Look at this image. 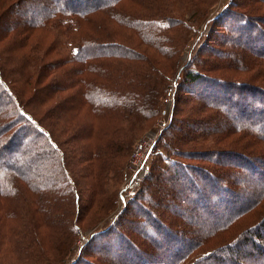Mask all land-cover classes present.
Instances as JSON below:
<instances>
[{"label":"trees","instance_id":"obj_1","mask_svg":"<svg viewBox=\"0 0 264 264\" xmlns=\"http://www.w3.org/2000/svg\"><path fill=\"white\" fill-rule=\"evenodd\" d=\"M122 1L0 0V6H8L4 11L17 12V19L11 21V29L22 33L41 32V38L44 34L52 35L49 46L42 47L39 37L38 43L30 46L33 53L24 54L23 58L14 57L29 68H22L20 73L25 82L22 93L11 86L18 79L10 77V69L5 68V62H0V95L5 98L3 102H9L1 104L0 139L9 133L13 134L9 135V140H0V204L4 214L2 218L5 220L3 229L0 228V264H27L37 258L31 246L20 245L22 242L17 237L20 235L19 229L16 230L12 220L22 221L27 218L31 224L39 220L41 225L45 220L50 221L53 216L48 213L49 204L43 197V186L35 185V181L23 173L28 168V163L21 168L18 159L14 157L22 145V140L18 141L19 134L26 133L31 128L46 141L55 154L57 171H60L57 173L60 177H56L57 181L53 183V193L58 191L59 195L65 194L64 197L60 195L64 199H72L77 214H80V197L78 191H75L78 184L74 179L76 172H71L68 165L76 163L82 167L85 162L98 160L102 162L101 166L104 165L100 168L103 176V169L109 168L111 173L110 166H107L109 156L114 159L121 156V153L127 155L131 152V145H125L122 149L115 145L119 138L108 144L99 143L97 126L107 125V130L111 128L107 124L110 121H148L161 114L160 105L158 101H154L153 95L158 91L157 86L151 85L154 79L157 81L154 76L155 68L151 69L149 75H144L132 71L133 68L128 65L114 61L122 57L130 59L138 52L121 45L118 40L110 41L109 39H113L110 30L113 31L111 25L125 27L151 46L159 49L164 45V49L170 51L167 46L175 41L173 35H170L173 25L167 16L152 19L130 13L121 4ZM254 2L258 6L264 0H253L249 4ZM244 4L229 0L213 19L202 17V20L206 17V22L211 26L210 35H207L209 40L213 36V29L225 17L229 19L231 16L230 20L234 22L233 26L226 27L234 33L233 41L225 38L226 45L219 49L210 50L208 45L209 55L206 61L212 64L203 63L197 57L200 52H193L194 46L178 73L169 78V85L160 84L161 90H171V95L175 89L174 105L170 109L171 122L154 147V163L142 178L131 181V193L125 195L123 201L124 209H117L118 203L116 204V216L104 229L89 233L76 258L65 263V260L56 257L46 264H264V154L256 150L259 147L255 143L242 144L250 146V149L244 146V149L216 150L214 155L202 150L205 148L203 140H209L210 137L218 136L216 143L228 145L233 142L228 139L237 134L250 136L254 141H264V87L252 81L251 77L238 80L232 76L235 71H243L245 66L231 63L234 58L237 61L241 58L240 52L232 49L231 42L244 47L246 53L255 57L252 69L264 65V15L257 14L261 10L257 11L255 6ZM105 24L111 26V34L106 35L107 42H103L100 34ZM135 29L139 31L136 33ZM0 36L5 38L4 34ZM43 39H47V36ZM22 47L24 49L25 46ZM55 53L63 55L61 60H53L56 68L59 65L61 73H57L52 63L49 64L54 69L48 71L50 66L44 61ZM214 58L217 62L210 61L215 60ZM39 64H42L41 67L32 74L30 68H36ZM246 71H250V67ZM216 72L219 74H213ZM254 77L262 78L257 71L254 72ZM26 89L29 90L28 93L24 92ZM182 91L197 94V98L200 95L198 99L204 100L200 105L208 108L212 116L204 115L200 119L188 116L182 123L187 129L180 127L172 137L167 131L174 129L176 116L180 114L177 108L182 102ZM29 94L31 95L28 96ZM54 100L55 104L60 103L61 111L54 110ZM40 105H43L45 112L52 113L53 119L62 111L70 113L69 110H72L78 116V121L82 120L79 127L70 129L68 141H65L70 144L73 142L76 146L67 155L69 157L65 156L67 152L53 136L48 124L51 119L40 117ZM19 124L24 125L20 127ZM112 135L114 138L118 136V132L113 130ZM25 138L27 140L29 135ZM89 143L92 149L89 148ZM98 144L104 146L105 154L101 152L99 155ZM159 145L164 148L163 151L158 150ZM196 146L201 147L200 151H193ZM254 146L256 147L252 148ZM253 149L256 153L251 152ZM9 158L12 160L1 162L2 159ZM117 169L123 173V167ZM95 170L90 169V177L95 180L94 188L98 189L97 181H100V177H97L99 171ZM171 170L174 173L168 177L166 174ZM240 174L248 175L245 182L254 185V193L247 195L237 191ZM48 175H52V172L45 177ZM169 180L168 188L164 189V183ZM184 187L187 192L181 194ZM149 188L154 195L159 192L172 199L181 195L192 197L191 202L196 207L188 213L176 207L180 213L179 218H184L187 213L194 219L193 226L181 229L178 224L175 225L174 220L171 221L170 216L158 213L164 204L162 197L152 193L146 196L144 192ZM66 190L70 196L66 195ZM98 191L101 194L104 192ZM25 194L30 195V202ZM48 194L50 195V191ZM14 204H21V207L18 209V205ZM127 214L132 218L121 222ZM102 221L98 220L99 223ZM65 224L70 232L69 239L75 241L76 236L82 233L81 228L69 220ZM94 225L90 230L94 229ZM29 237L27 234L26 238ZM94 244L99 245L94 249L93 254L96 256L91 253ZM68 247L62 249L66 252L69 250L67 255L72 251L71 243ZM7 253L11 255V260L5 259Z\"/></svg>","mask_w":264,"mask_h":264},{"label":"rangeland","instance_id":"obj_2","mask_svg":"<svg viewBox=\"0 0 264 264\" xmlns=\"http://www.w3.org/2000/svg\"><path fill=\"white\" fill-rule=\"evenodd\" d=\"M228 1L229 0H123L121 4L125 6V9L128 12L135 13L138 16L143 15L152 19H158V17L162 16L169 17L168 20L173 25L170 35H173V37L175 38V41L172 42L170 46H167L170 51H166V49H164V45H162L159 49L151 46L150 44L142 40L140 37H138L134 33V31H131L130 29H127L125 27L111 25L113 28L112 31L110 30V24H105L103 26L102 30L100 31L101 39H104L103 42L108 41L106 39V35L107 33L111 34L112 32L113 36L111 38L113 39H109L110 41L113 42L118 40L122 43L121 45L134 49L138 52V54H133L134 57L130 59L122 57L114 61L119 62L121 65H128L130 66V68H133L132 71L141 72L144 75H149L150 72H152L151 69L155 68L154 70H156V74L154 76L157 81L154 79L151 85L157 86L158 91L153 93V95L154 101H158V104L160 105L161 114L154 116L153 118H151V120L148 121H144L143 119H130L126 123H124L123 121H110L107 124H109V127L111 128H108L107 130H105V126L107 125L97 126V132L100 136L97 139L99 143L105 142L106 144H108L111 141H114V139L119 138L120 140H117L118 143L116 142L117 144L115 145L119 146L120 149L125 148V145H131V152H128L127 155H125V153H121V156H116L114 159H111V156H109V164H107V166H110L111 173L109 168L103 169V173H105V175L103 174L104 177L100 173V168H103L104 165L101 166L102 162H99L98 160H94L93 162L91 161L90 163L85 162L83 163V165H81L82 167H80L76 163H74V165H68L71 172H76V178H73L76 179V181L78 182V184H76L75 191H78V195L80 197V200L78 201L80 207V214H77V211L75 210L76 205L74 206L72 199H64L63 197L65 196V194H60L63 196L61 197L59 195L60 192L58 191L53 193L55 191L53 183L57 181L56 177H60L59 175H57V173H60V171H57L58 167L55 163V154L54 152H52L51 148L48 146L46 141L40 136H38L31 128L26 130V133L19 134V137L17 136L19 142L22 140V145L20 148L17 149V155H15L14 157L18 159L17 162L18 164H20L19 166L21 168H24V164L28 163V168H25V171L23 173L27 175L31 180H34L35 185L40 187L43 186V197L46 199V201H48L49 204H47L48 213H50V215L55 216V218L51 216L52 219L50 221L45 220V223L41 225L39 224V220L33 221L36 222L35 224H31V222L27 218H24L22 221L19 219L17 221L12 220L14 226H16V230L19 229L18 233H20V235L17 237L20 238L22 242V244L20 245L24 247L31 246V249H33L34 251L33 254L37 255V258L30 260L27 264H46L51 259L56 257L59 260H65V263L70 262L79 255V249L86 241L87 236H89V233L102 230L110 224L111 220L116 216L118 212L115 209L117 203V209H124L123 201H125V195L131 193V186L129 187L131 181H133L134 179L142 178L147 173L152 163H154L156 159L154 156V147L157 145L163 131L168 125H170L171 122L170 109L174 105L173 95L175 93V89L172 91L171 95V90L162 91L160 88V84L162 83L163 85H165L168 83L169 85V78H172L173 76H175V73H178L180 66H182L188 59V56L190 55L191 50L194 46L195 48L193 52H200L197 57H200L199 59H201L203 63L205 62L212 64L211 62L206 61L209 55L208 45H210V50L213 48L219 49L223 48V46L226 45V41H224L225 38H228L231 41L235 39L234 33H232L228 28H226L227 25L233 26L234 22L230 20L231 16L229 19L225 17L222 23L218 24V26L213 29L214 32H212L211 34L213 36L210 38V40L207 38V35H210L211 31L210 23L208 24L206 22V17L202 20L203 16H207L208 19H213L214 17H216L220 13V11L228 4ZM251 1L253 0H236V2H240V4L245 3L244 5L247 6H255V2L252 3V5L249 4V2ZM7 7L8 6L5 5L0 6V34H4L5 36V38H2V36H0V62H5V68L8 67L10 69V71L8 72V75L10 77H13L14 80L18 79V82L16 84L13 83V85L11 86L13 88L16 87L19 93H22V88L25 86V82L24 78L21 76L20 73L24 69L29 70V68H27L26 64H20V62L22 61L19 59L15 60L14 57L23 58L22 56L24 54L30 55L31 53H33L30 46H33L38 43V38L41 36V32L22 33L17 30L11 29L13 25L11 24V21H13V19H17V12L13 10H9L10 12L4 11L8 9ZM255 7L257 11L261 10L257 14L263 16L264 3L259 4ZM109 30L111 32H109ZM137 31L139 30H136V33ZM44 36H47V39H43ZM43 37L39 38L42 47L49 46V39L52 37V35L44 34ZM227 44L229 43L227 42ZM22 46H25L24 49ZM239 46H236L235 44H233V42H231L232 49L234 48V51H239L241 54V58H239V61L234 58L233 62L231 63H234L235 65L240 64L245 67H243V71H235L233 73H229H232V76L238 80H246L247 78L251 77L252 81L257 83L259 86L264 87V65L258 66V68L254 67L255 69H252L253 67L251 66L254 63L255 57L250 56L249 53L245 52V49H243L244 47L240 46L239 48ZM33 57L36 56L34 55ZM57 58L61 60V58H63V55H57L55 53L54 55L46 58L44 61L47 64L52 63V66L56 68L55 61L53 60ZM226 59L228 58L226 57ZM210 61L217 62L216 59ZM41 65L42 64H39L36 68H30L32 74H35L36 70H38ZM49 66L50 69H48V71H53L54 68L50 64ZM247 67H250V71H246ZM56 71L57 73H61L59 65L57 66ZM255 71H257L259 75L262 76L261 79L254 77ZM161 74L163 75L161 76ZM213 74L217 75L219 73L216 72ZM47 80L50 81L49 79ZM149 82L147 83V85H149L152 80L150 83ZM28 88L30 89V86ZM24 92L28 93L29 90L26 89ZM228 92L231 93L230 91ZM30 95L31 94H29L28 96ZM196 95L187 94L185 91L181 92L180 97L182 102L178 105L179 107L177 108L180 114L176 116L174 129H170L169 131H167L170 136H175L180 127L187 129V127L182 123L185 121L184 119H186L188 116H192L195 118L199 117V119L200 117H204V115L206 117L207 115L212 116V113L208 108L202 107L200 105L204 100L198 99L200 95L198 96V98L196 97ZM4 99L5 98L3 97L0 98V110L1 104ZM37 101H35V103ZM4 102L9 103L6 100ZM53 103L55 104L56 100H54L52 104ZM55 106L58 107H55L54 109L56 112L61 111V109H59L60 103L55 104ZM39 109H41L40 117L44 116L47 118V120L51 119L49 120L48 124L54 134L53 136H55V140L58 142V144L60 142V147L64 149L65 153L67 152L65 156L71 154L73 146L74 148L76 146L73 145V142L70 144L65 141H68V138L70 136V129L79 127L82 120L78 121V116H76V114H73L72 110H69L70 113H65L64 111H62L56 119H53L52 113L45 112L46 110L43 105H40ZM23 125L24 124H21L20 127H23ZM206 126L207 124H205V127ZM113 130L118 132V136H115L114 138L112 135ZM9 135L13 136V134L9 133L1 139L9 140ZM26 135H29V138H27V140H25ZM217 137H210L209 140H203V145H205V148L202 150L209 151L211 154H213L216 150L227 151L229 149H244L246 148L244 146H247V149H250V146L248 147V145L242 144L255 143L256 146L259 147V150H256L259 151L260 154H264V141L258 138V140L254 141L251 139L250 136H243L241 134H237L228 139L232 140V143H235V145H233L231 142H229L228 145L226 143H216ZM33 139L35 141H33ZM223 139L225 138H222V141L226 142ZM152 141H155L154 145L151 149L148 150V148L152 146ZM89 145V148L92 149L91 143H89ZM256 146L252 148H255ZM102 149H104V146L99 145V155H101V152L105 154V149ZM163 149L164 148L159 145L158 150L163 151ZM194 149L196 150L193 151H200L201 147L196 146ZM24 150H26L25 153L23 152ZM256 150L253 149L251 150V152H255ZM141 153L142 156L139 159V155ZM205 158L208 159L207 156ZM11 160L12 158L2 159L1 162H8ZM219 160L223 161L224 159L219 158ZM205 165L208 164L206 163ZM113 166H115V169H113ZM117 167H119V169L123 167V173L122 171L120 172ZM90 169L92 171L95 169L99 171L97 174V177H100V181H97L98 189L96 187L94 188L95 180L90 177ZM232 169L235 170V168ZM174 170H171L166 175L168 177L170 175H173ZM51 172L52 175H48V177H45L47 173L50 174ZM154 173L156 172L154 171ZM230 174H232V172ZM247 176V174L241 175L240 184L237 185L238 187L236 186V189L239 193H246L247 195H249L254 193V185H250L248 182H245V177ZM168 183H170V180L164 183V189L168 188ZM98 190H102L104 192H102L101 194ZM49 191L50 195L48 194ZM96 191L98 193H96ZM64 192H66V195L70 196L67 190ZM146 192H144L146 196H148L149 193L153 194L152 189L150 188L146 189ZM186 192L187 190L184 187L181 194H186ZM52 193L53 195H55V197L52 195ZM159 195L162 197V202L164 204L163 207L158 211V213H162V215H165L166 217L170 216L171 221L174 220L176 222L175 225L178 224L179 228L181 229H183V227H185V229H188L193 226L194 219L190 218V216L187 215L189 210H192L194 209V207H196V205L191 202V195V198H187L186 196L184 197L181 195L177 199H172L170 196L165 194L162 195V193L158 192L157 195L154 196ZM25 196L30 202V195L25 194ZM20 205H18V209L21 207ZM1 206L2 204H0V228L3 229L2 225L5 220L3 221L2 218L4 214L2 212ZM176 206L178 208H181L182 210L187 211L184 218H179L180 213L177 210L178 208ZM132 209L135 212V208L132 207ZM37 218H39L38 215ZM129 218L131 219L132 217L127 214V216L121 219V222L124 219L126 221L129 220ZM99 219H102L103 221L99 223ZM67 220L71 221L73 225L78 226L82 230V233L79 236H76V242L72 240V238L69 239L70 232L68 231V226H66L65 224ZM95 223L98 225H96ZM93 225L95 227L94 229H91V231L90 228ZM27 234L30 235L28 239L26 238ZM69 243H71L72 251L69 255H67V252L69 250H67L66 252L62 249H64V247H67L66 249H68ZM95 244L93 245V250H91L92 254L95 253L94 249L96 247H99L98 244ZM39 246H41V248ZM10 257L11 255L7 253L5 259L11 260ZM86 257H88L87 254ZM1 259L2 257H0V261ZM60 263L61 262H56L55 264Z\"/></svg>","mask_w":264,"mask_h":264},{"label":"built area","instance_id":"obj_3","mask_svg":"<svg viewBox=\"0 0 264 264\" xmlns=\"http://www.w3.org/2000/svg\"><path fill=\"white\" fill-rule=\"evenodd\" d=\"M154 142L155 141H152V146H150L149 148H148V150L149 149H151L152 147H153V145H154ZM141 148H144V147H141ZM147 153V152H146ZM148 154V153H147ZM141 156H142V153L139 155V159L141 158ZM145 160V159H144ZM144 160H143V162H144ZM142 165V164H141Z\"/></svg>","mask_w":264,"mask_h":264}]
</instances>
